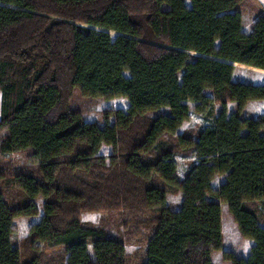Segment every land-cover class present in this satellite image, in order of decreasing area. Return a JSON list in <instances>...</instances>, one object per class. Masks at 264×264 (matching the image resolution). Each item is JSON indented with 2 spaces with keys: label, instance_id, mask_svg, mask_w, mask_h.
Masks as SVG:
<instances>
[{
  "label": "trees",
  "instance_id": "trees-1",
  "mask_svg": "<svg viewBox=\"0 0 264 264\" xmlns=\"http://www.w3.org/2000/svg\"><path fill=\"white\" fill-rule=\"evenodd\" d=\"M189 1L0 0V153L29 150L33 163L14 174L16 205L0 160V264H214L221 251L264 264V113L243 115L264 83L233 79L236 63L264 70V13L246 32L243 0ZM77 87L129 106L87 121L70 104ZM189 102L210 121L180 133ZM179 149L195 156L183 179ZM179 192L182 203H168ZM39 197L23 251L19 218L40 214ZM222 203L254 241L246 256L223 250ZM102 210L120 212L137 244L80 218ZM45 245L62 254L43 259Z\"/></svg>",
  "mask_w": 264,
  "mask_h": 264
},
{
  "label": "rangeland",
  "instance_id": "rangeland-1",
  "mask_svg": "<svg viewBox=\"0 0 264 264\" xmlns=\"http://www.w3.org/2000/svg\"><path fill=\"white\" fill-rule=\"evenodd\" d=\"M186 3L190 5V1L186 0ZM247 66V65H246ZM254 68L250 67H242L239 66V69L237 70L235 79L241 80L247 83H253L255 80ZM254 84V83H253ZM206 93L212 95V91L206 90ZM71 107L73 109H78L82 111L83 117L90 122H96L100 125H104L106 123L105 116L108 113V111L116 110V109H127L129 106V101L127 98L124 97H116L112 99H104L102 97H89L82 95L80 89L77 87L74 90L72 99H71ZM191 107V117L190 120L185 121L183 125L179 128L178 132H183L187 130H197L204 125H206L210 120L205 117L204 114H198L194 111L195 103L189 102ZM229 110L235 109V104L230 103ZM221 109V104L216 103L215 104V112L219 113ZM1 110V109H0ZM232 110V111H233ZM159 112H167L169 113L168 108H162ZM252 113L255 115L256 110L253 107V105H250L245 113L248 115V113ZM259 113V112H257ZM158 114V111H151L150 115L155 116ZM250 115V114H249ZM114 116L110 117V122H113ZM7 132H2L0 134V137L3 135H6ZM175 159L178 162V174L181 179H183L192 163L195 161L194 153L191 151H183L178 150ZM0 160L3 162V164L7 167L8 176L6 179L3 180L2 188L5 191L8 200L11 204L17 203H24L25 196L23 195L22 191L18 188V185L15 183L14 174L15 172L25 165L33 164L32 160L30 158V151H19L14 153H7L3 154L0 153ZM10 166V170L8 169ZM225 175H217L213 181L212 186L214 188H218L224 181H225ZM210 199H212L211 196H209ZM168 203L170 204H181L183 201V194L181 192L179 193H170L168 194ZM40 214L37 216H22L19 218L18 222V230L14 235V239L21 242L23 251L27 248L26 238L29 236V230L30 227L39 222L41 219V216L43 214V204H44V198L39 197L36 200ZM80 218L84 222H88L91 224H94L100 228H102L105 231V234L107 236L117 237L122 240H124L126 243L129 244H137L138 237H129L126 235V232L121 229L120 222L122 219V216L120 212L117 211H108V210H102V211H81ZM222 222H223V234H224V245L223 250L227 251H234L241 255H248L250 252L251 247L253 246L254 242L251 239L243 238L239 232L238 226L236 222L233 220V217L228 212L227 205L225 203H222ZM44 252L43 259L49 258L50 256L60 257L62 254L63 247H48L43 246L42 247ZM214 264H230L229 262L225 261L223 258V252H217L214 254L213 257ZM24 262V261H23Z\"/></svg>",
  "mask_w": 264,
  "mask_h": 264
},
{
  "label": "crops",
  "instance_id": "crops-1",
  "mask_svg": "<svg viewBox=\"0 0 264 264\" xmlns=\"http://www.w3.org/2000/svg\"><path fill=\"white\" fill-rule=\"evenodd\" d=\"M238 10H240L242 13L244 31L251 32L253 25H254L255 21L257 20V18L261 14L264 13V0H243L238 5ZM239 66L250 67V66H246L243 64L236 63V69H235V72L233 75L234 80H237V79H235V77H236L237 70L239 69ZM252 68L256 69L255 75H254L255 81L253 83L254 84L264 83V70L259 69V68H255V67H252ZM1 103H2V93L0 91V109H1ZM230 103H234L236 105L235 102H229L228 105H230ZM250 105H253V107L255 108V110H256L255 115L252 114L251 112L248 113V115L245 113V111L247 110V108ZM235 109H236V106H235ZM257 112H259V113H257ZM263 113H264V99L263 100H251L246 105L244 112H243V115L247 116V117H257ZM0 117H1V110H0Z\"/></svg>",
  "mask_w": 264,
  "mask_h": 264
}]
</instances>
